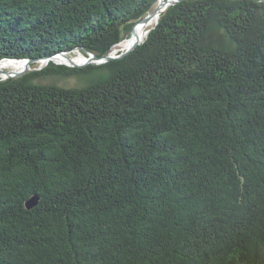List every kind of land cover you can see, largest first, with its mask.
I'll return each mask as SVG.
<instances>
[{
    "label": "trees",
    "instance_id": "obj_1",
    "mask_svg": "<svg viewBox=\"0 0 264 264\" xmlns=\"http://www.w3.org/2000/svg\"><path fill=\"white\" fill-rule=\"evenodd\" d=\"M158 2L0 0V61L109 55ZM0 264H264V2L0 80Z\"/></svg>",
    "mask_w": 264,
    "mask_h": 264
},
{
    "label": "rangeland",
    "instance_id": "obj_2",
    "mask_svg": "<svg viewBox=\"0 0 264 264\" xmlns=\"http://www.w3.org/2000/svg\"><path fill=\"white\" fill-rule=\"evenodd\" d=\"M166 2V1H168V0H159V2H158V4L155 6V7H158L159 9H161L160 11V13H158V14H156V15H154L153 17H152V19H151V21L146 25V24H144V25H142V24H137L136 25V27L135 28H137V31L139 30V31H141L142 33H143V30L145 31V36H144V38L141 40V41H139L138 42V45H140V44H142L143 42H144V40L147 38V36H148V34L152 31V30H154V28L157 26V24H158V21H159V18H160V15L162 14V13H164L165 11H166V9L167 8H169V7H172V6H174V5H176V4H178V2H177V0H170L168 3H166V4H164V5H162L163 4V2ZM162 5V6H161ZM157 9V8H156ZM150 14V13H149ZM148 14V15H149ZM155 19V23L154 24H151L152 23V21ZM138 33V32H137ZM126 40H131V37L129 38V39H126ZM136 42V41H135ZM122 43V42H121ZM120 45V44H119ZM119 45H116L115 47H114V51L112 50L111 52H112V54H119V53H121V52H126L127 50L129 51V50H131V46L130 45H128L125 49H120L118 46ZM122 50V51H121ZM135 50V49H134ZM133 52V51H132ZM69 55V54H68ZM68 55H67V57H68ZM129 55V54H128ZM66 56V55H65ZM69 56H72V57H70L71 59H72V61L74 62V63H77V64H79V68H82V67H84L85 66V64L87 63V60H85L87 57L82 53H78V52H76V50H75V52L72 54V55H69ZM127 56V55H126ZM126 56H124V57H126ZM124 57H121L120 59H122V58H124ZM17 60H19V61H21L22 63H26V61L28 62V61H30L31 59L30 58H28V57H26V58H23V59H17ZM5 61V60H4ZM54 63H61V64H63V63H67V60L66 59H64V58H61V57H57V58H55V59H53L52 60ZM1 62V61H0ZM9 61H5L4 63H1L0 64V73H2V74H0V78H6V77H4V73H18L19 71V73H21L22 72V69L24 68L23 67V65L21 66V67H17L16 69H13L12 68V65L15 63V62H13V63H8ZM2 64H5L4 66H2ZM46 63H38V64H30V65H28L27 66V63L26 64H24V65H26V67H28V71H26L23 75H25L26 73H28L29 71H37V70H39V69H43L45 66H43V65H45ZM89 63H87V65H88ZM43 66V67H42ZM2 67H4L5 69H3ZM2 75V76H1ZM22 75V76H23ZM97 78V77H96ZM96 78H93L92 79V82L94 81V83L96 82ZM73 79V81H75L76 79H74V78H72ZM92 82H90V83H92ZM40 83V82H39Z\"/></svg>",
    "mask_w": 264,
    "mask_h": 264
},
{
    "label": "water",
    "instance_id": "obj_3",
    "mask_svg": "<svg viewBox=\"0 0 264 264\" xmlns=\"http://www.w3.org/2000/svg\"><path fill=\"white\" fill-rule=\"evenodd\" d=\"M169 1L170 0H168L166 2L164 1L162 5L168 3ZM181 1H184V0H177V2H181ZM258 1L264 2V0H258ZM156 8L149 15H147L146 17H144V19H142L141 21H139L137 24L144 25L147 22L149 23L154 15H156V14H158V13L161 12L160 11L161 9H159L158 7H156ZM132 33H133V28H132L131 35H132ZM130 46H131V50H129V51L127 50L126 52L123 51V52L119 53L118 55L117 54H112V52H110L109 55L102 56V57H97V56H95L93 54H90V56L87 57L85 60H87V63L93 64V65L103 64V63H106V62H111L113 60L120 59L121 57H124V56L130 54L132 51H134V49H136L138 47V42H132L130 44ZM76 51L77 52H83L84 50L82 48H77ZM69 53L70 52H60L57 55L52 56V57H47V58L39 59V60H36V61L35 60H30L28 62L26 61V63H27V66L30 65V64H34L35 62H38V61H43V62H47L48 63L49 61H52L53 59H55V58H57L59 56V57L64 58V59L67 60V63H63V64L58 63L59 65H66V66H69V67H78L79 64L74 63L70 57L65 56L66 54H69ZM8 61L16 62L15 60L14 61L13 60H8ZM26 63H24V64H26ZM87 63L85 65H87ZM24 66L25 67L22 69V72L21 73H19L20 71L18 73H15L16 74V78L21 77L26 71L29 70L28 67H26V65H24ZM39 70H41V69H39ZM4 77H6V78H0V80H6L8 78H14L12 76V74L7 73V72L4 73ZM37 201L38 200L36 198H31V200H29L28 202H26V208H31L33 206H36L37 205Z\"/></svg>",
    "mask_w": 264,
    "mask_h": 264
},
{
    "label": "bare ground",
    "instance_id": "obj_4",
    "mask_svg": "<svg viewBox=\"0 0 264 264\" xmlns=\"http://www.w3.org/2000/svg\"><path fill=\"white\" fill-rule=\"evenodd\" d=\"M155 23V19L152 21V23L151 24H154ZM138 32V33H137ZM145 31L143 30V33L141 32V31H137V28H135L134 29V31H133V33H132V35H131V40H124L122 43H120V45L118 46L120 49H125L128 45H130L132 42H139V41H141L143 38H144V36H145ZM121 50V51H122ZM114 51V50H113ZM86 57H89V55H87ZM5 61H1L0 62V64L1 63H4ZM8 63H13V62H11V61H9ZM39 63H43V62H39ZM78 63V62H77ZM5 64H2V66H4ZM23 65V67H25L24 66V63H22L21 61H16L13 65H12V68L13 69H16L17 67H21ZM32 65V64H31ZM47 65V63L45 64V65H43V66H46ZM42 66V67H43ZM86 66V65H85ZM3 69H5L4 67H2ZM47 70V69H46ZM0 74H2V73H0ZM10 74H12V76L13 77H16V74L15 73H10ZM41 75V74H40ZM78 81V80H77Z\"/></svg>",
    "mask_w": 264,
    "mask_h": 264
}]
</instances>
